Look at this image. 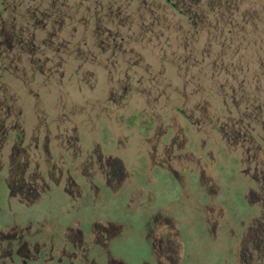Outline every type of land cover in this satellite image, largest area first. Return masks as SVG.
I'll use <instances>...</instances> for the list:
<instances>
[{
    "label": "rangeland",
    "instance_id": "374dc122",
    "mask_svg": "<svg viewBox=\"0 0 264 264\" xmlns=\"http://www.w3.org/2000/svg\"><path fill=\"white\" fill-rule=\"evenodd\" d=\"M204 48L259 64L238 79L245 92L222 89L215 62L187 69ZM17 134L52 147L93 139L107 155L112 140L138 172L155 150L151 188L180 211L183 264L264 236V190L245 178L264 171V0H0V159Z\"/></svg>",
    "mask_w": 264,
    "mask_h": 264
},
{
    "label": "flooded vegetation",
    "instance_id": "af4514ba",
    "mask_svg": "<svg viewBox=\"0 0 264 264\" xmlns=\"http://www.w3.org/2000/svg\"><path fill=\"white\" fill-rule=\"evenodd\" d=\"M19 135L0 159V264H183L180 211H169V197L161 205L151 188L155 150L138 172L112 140L107 155L93 139L52 147ZM164 161L170 167V157ZM245 178L264 190V171ZM208 220L206 234L216 239L219 224ZM213 258L201 263L264 264V236H236L226 255Z\"/></svg>",
    "mask_w": 264,
    "mask_h": 264
},
{
    "label": "trees",
    "instance_id": "16d2710c",
    "mask_svg": "<svg viewBox=\"0 0 264 264\" xmlns=\"http://www.w3.org/2000/svg\"><path fill=\"white\" fill-rule=\"evenodd\" d=\"M232 27L228 26L226 28V30H228L230 33H232V31L230 30ZM228 31L226 32L228 34ZM247 34H245V36H247ZM197 40V39H195ZM245 50L242 48H239L237 50H235L234 56L231 57V55L228 53V51L226 50L222 55H221V59L219 58V61L217 62L215 60L216 57L213 56V52H210L208 49H203L202 52L200 53L201 58L195 56L193 54H189L190 56L188 58L185 57V59L183 58L182 60L185 62V66L187 67V69H191L192 67L195 68V66H198L201 68V66L203 65L204 62L207 63L212 61V65L217 66V71L216 74H220L221 75V79L223 80V83H221L222 89L223 87H234L233 90H239V91H244L247 90L246 87V82H244L243 80V84L240 85L238 81V79H240V76H242V73L244 71V69L246 68V70L248 69V66L250 67L252 65L253 69H256L257 67H259V64H251L250 62L246 61V57H243L245 54ZM201 60V61H200ZM222 61V62H221ZM244 62L247 63V65H244ZM192 68V69H193ZM215 68V66H214ZM216 69V68H215ZM193 71V70H191ZM216 74H213V76H215ZM252 74V72H251ZM218 77V78H219ZM211 77H209L208 79H204L205 84L208 83L210 85V83H212L211 81ZM242 79V78H241ZM231 94H233V96L235 95L234 93L230 92ZM236 96V95H235ZM234 96V98L236 99V97ZM230 99L232 101V97H227V100ZM211 100V98L209 99ZM226 100V101H227ZM227 102L225 103V106H227ZM241 105H245V107L247 106L246 103H244L243 101H241V103H239V106Z\"/></svg>",
    "mask_w": 264,
    "mask_h": 264
}]
</instances>
